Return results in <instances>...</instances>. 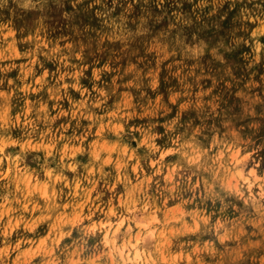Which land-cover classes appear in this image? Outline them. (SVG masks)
<instances>
[{"label":"rangeland","instance_id":"obj_1","mask_svg":"<svg viewBox=\"0 0 264 264\" xmlns=\"http://www.w3.org/2000/svg\"><path fill=\"white\" fill-rule=\"evenodd\" d=\"M0 264H264V0H0Z\"/></svg>","mask_w":264,"mask_h":264}]
</instances>
